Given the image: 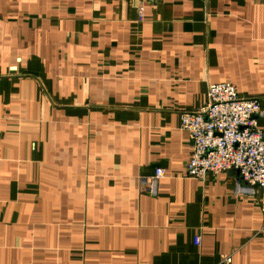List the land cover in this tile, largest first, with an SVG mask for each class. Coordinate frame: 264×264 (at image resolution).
I'll list each match as a JSON object with an SVG mask.
<instances>
[{"label":"crops","instance_id":"0c3cea01","mask_svg":"<svg viewBox=\"0 0 264 264\" xmlns=\"http://www.w3.org/2000/svg\"><path fill=\"white\" fill-rule=\"evenodd\" d=\"M144 3L0 0V264H264L259 193L188 178L180 128L226 82L264 130V0Z\"/></svg>","mask_w":264,"mask_h":264},{"label":"built area","instance_id":"2783aa9c","mask_svg":"<svg viewBox=\"0 0 264 264\" xmlns=\"http://www.w3.org/2000/svg\"><path fill=\"white\" fill-rule=\"evenodd\" d=\"M144 12V0H138L140 20ZM261 113L259 101L240 97L233 84L210 83L205 105L195 112L182 113L180 128L192 143L186 176L204 180L236 170L241 180L259 193V209L264 214V130L257 124ZM163 175V170L157 169L151 179ZM151 179L147 182L150 194L154 188ZM193 243L199 245L200 238L195 236ZM222 263L230 264L231 257H223Z\"/></svg>","mask_w":264,"mask_h":264},{"label":"water","instance_id":"95a60500","mask_svg":"<svg viewBox=\"0 0 264 264\" xmlns=\"http://www.w3.org/2000/svg\"><path fill=\"white\" fill-rule=\"evenodd\" d=\"M160 165H153L150 168H148L143 175H141L143 178H147L150 176H154L155 171L159 168Z\"/></svg>","mask_w":264,"mask_h":264}]
</instances>
